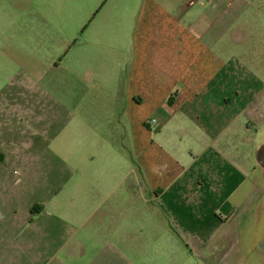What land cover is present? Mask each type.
Instances as JSON below:
<instances>
[{"label":"crops","instance_id":"obj_1","mask_svg":"<svg viewBox=\"0 0 264 264\" xmlns=\"http://www.w3.org/2000/svg\"><path fill=\"white\" fill-rule=\"evenodd\" d=\"M141 12L111 146L47 77L0 75V264H264V0Z\"/></svg>","mask_w":264,"mask_h":264},{"label":"rangeland","instance_id":"obj_2","mask_svg":"<svg viewBox=\"0 0 264 264\" xmlns=\"http://www.w3.org/2000/svg\"><path fill=\"white\" fill-rule=\"evenodd\" d=\"M3 1L0 75L47 77L42 85L61 91L70 107L84 111V120L98 122L111 146L112 134L122 133L118 117L127 90L126 68L134 59L135 35L143 22V0H35L30 18L27 0ZM30 19L33 32L27 31ZM31 42L35 49L27 47ZM5 83L0 78V87Z\"/></svg>","mask_w":264,"mask_h":264},{"label":"built area","instance_id":"obj_3","mask_svg":"<svg viewBox=\"0 0 264 264\" xmlns=\"http://www.w3.org/2000/svg\"><path fill=\"white\" fill-rule=\"evenodd\" d=\"M155 120H151V121H149V125H155Z\"/></svg>","mask_w":264,"mask_h":264}]
</instances>
